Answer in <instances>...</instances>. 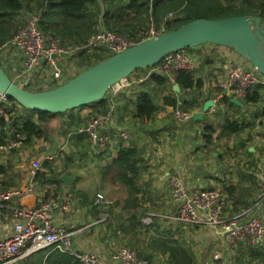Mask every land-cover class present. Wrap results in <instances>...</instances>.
<instances>
[{
	"label": "crops",
	"instance_id": "obj_1",
	"mask_svg": "<svg viewBox=\"0 0 264 264\" xmlns=\"http://www.w3.org/2000/svg\"><path fill=\"white\" fill-rule=\"evenodd\" d=\"M261 24L264 28V17ZM190 53L195 57L192 75L202 82L198 91L188 93L200 104L199 108L190 111L192 115L202 111L205 101L213 100L222 92L217 85L226 80L230 67L236 65L254 70L247 61L226 47L206 44L193 48ZM1 56L0 64H4L3 60L6 59L7 67L4 66L7 71H12V68H18L21 64V56L18 53L5 52ZM139 74L143 75L144 72ZM134 80L132 75L130 86L124 87L113 99L116 105L112 121L106 130L109 138L107 148L95 147L97 145L90 143L86 137L74 134L75 130L85 126L88 120L99 113L97 108L87 106L54 117L49 121L43 137L33 140L27 146L24 145L8 157L9 164L2 167L4 171L0 172V183L6 190L26 187L32 158H41L44 161L46 155L53 154L54 158L49 163L55 173L50 175L46 172L43 177L36 178L34 191H22L20 195H10L8 199L0 202V239L11 234L14 222L12 210L16 206L31 208L38 195L52 189L56 200H60L67 193L70 194L69 212H53L51 220L54 225L61 226L72 234L73 250L94 252L105 264H115L110 259V253L124 246L126 238H122L118 230H108L105 225L107 220L95 219L92 199L97 193H102L116 203L107 208L113 215L127 216L126 212L120 213L118 203L127 196L125 189L117 183L103 181L101 177L102 168L111 162L121 147L136 146L143 150V169L137 176V184L141 189L136 195L137 208L132 211L137 216L150 213L154 217L156 215L165 218L175 212L176 205L170 197L168 183L169 178L175 174L183 177L188 189L221 191L225 201L222 215L226 219L239 214L256 198L260 186L264 185V97L261 95L260 86L258 87L261 99L258 103L248 102L243 98L237 99L242 106L233 103L234 107L222 103L214 104L202 113V118L193 120L191 117L187 122L179 123L171 116L174 108L164 105L163 99L173 98L180 104L182 99L187 97L186 92L193 91H180L174 79L162 86L154 84L152 80L134 84ZM52 83L53 86L56 85L55 81ZM175 85L177 89H174ZM255 87L248 94L255 90ZM140 91L151 93L157 107L156 112L147 120L133 117L135 100ZM229 99L231 102L232 98ZM225 118L235 119L247 126L231 138L217 139L218 127ZM205 125H211L216 132L212 135V142L205 143L204 148L200 149L199 138L201 136L205 139L202 132ZM118 130L129 133V137L120 139L117 136ZM236 140L235 149L232 145ZM249 148H252V151H249ZM210 152L213 153L212 156H208ZM62 174L71 178V185L62 181L54 182L55 177ZM224 188L229 189L224 191ZM100 209L103 210L100 217L109 215L107 209ZM179 227L181 229L169 228L171 238L176 239L182 246L183 242L191 245L193 230L196 237L202 238V245L196 252L199 264H223L231 261L226 255L229 248L224 238L216 234L210 226ZM184 246L188 247L185 244ZM251 248L257 253H264V246L259 249ZM247 250L242 242H238L232 256L248 261ZM208 253L209 258L206 259ZM213 253L225 259L220 256L219 260L212 259V262L209 259ZM251 264H255V261Z\"/></svg>",
	"mask_w": 264,
	"mask_h": 264
},
{
	"label": "built area",
	"instance_id": "obj_2",
	"mask_svg": "<svg viewBox=\"0 0 264 264\" xmlns=\"http://www.w3.org/2000/svg\"><path fill=\"white\" fill-rule=\"evenodd\" d=\"M166 15L160 25L150 21L147 28L132 38L108 30H99L91 34L83 46L77 47H65L60 44L59 40L44 35L38 26L39 17L30 16L22 27L0 45V50H3L4 53L15 52L21 56L22 65L12 68V71H7L13 82L27 90L32 86L46 88L53 86L52 81L57 84L68 81L80 70V68L76 70L71 65L64 63V60L69 56L76 55L81 50L110 56L120 53L129 47L162 34L166 29V21L174 18L172 12ZM194 58L190 51L183 49L168 55L156 66L144 69L146 72L143 75L135 74L136 71L133 72L126 81L109 89L107 92V97L109 96L107 98L108 109L104 113L94 115L85 126L78 128L76 133H86L93 145L105 149L109 144L106 130L112 121L116 105L113 99L121 93L124 87L130 86L132 75L135 77L134 84H143L152 74L166 77L170 81L178 71H192L195 66ZM254 86L261 87V95L264 97V77L259 75L255 69L248 70L234 65L230 67L226 80L217 85L222 92L212 100L213 106L219 104L223 96L236 99L246 98ZM19 107L5 94L0 93V138L3 137V142L0 143L1 167L8 165V157L24 146V135L10 125ZM171 116L177 122L184 123L192 117V114L188 110L174 108L171 111ZM117 135L121 139L129 137V133L127 134L125 131L118 130ZM53 158V154H48L43 160L50 162ZM42 164L41 158L30 160L29 179L23 189L6 190L0 183V202L8 199L10 195H20L22 191H34L35 179L37 174L42 171ZM168 183L170 197L175 203L176 209L172 215L166 216L164 219L182 228L210 226L216 234L224 238L231 252L228 255L231 261L223 262V264H233L232 251L238 242L255 249L264 246V185L260 186L256 198L239 214L226 219L222 215L225 201L221 191L188 189L183 177L176 174L169 178ZM70 200L69 193L60 200H56L53 190L48 189L35 198L33 207L16 206L12 210L14 222L11 234L7 238L0 239V264H18L30 254L50 247L72 254L82 264H105L94 252L73 250L70 241L72 234L65 228L53 224L52 213H68ZM95 201L99 207L103 208L112 204L102 193L95 195ZM152 215L148 214L153 217L154 215ZM145 221L146 224L151 222L149 219ZM110 259L115 264H149L135 251L124 246L118 247L110 253ZM212 259L217 261L220 259V255L213 254ZM252 261L261 264L257 260Z\"/></svg>",
	"mask_w": 264,
	"mask_h": 264
},
{
	"label": "trees",
	"instance_id": "obj_3",
	"mask_svg": "<svg viewBox=\"0 0 264 264\" xmlns=\"http://www.w3.org/2000/svg\"><path fill=\"white\" fill-rule=\"evenodd\" d=\"M262 1L264 2V0H0V45L22 27L25 24V20L30 16L39 17L38 26L44 35L59 40L60 44L65 47H77L83 46L89 36L99 30H113L112 32L132 38L147 28L150 21L158 25L160 20L162 21L164 16L170 12H175L173 13L174 18L171 19L172 21H166L164 32L175 30L179 26L195 19H221L233 16L255 15L263 20L264 3ZM94 8L97 10L95 16H97L98 20H93L94 14L92 12ZM130 17H134L133 22L128 21ZM98 21L102 29H96ZM122 29L126 30L125 33H120ZM186 50L191 51L192 49ZM109 56L107 54H92L85 50L79 51L76 57L79 58V68L81 70L76 75ZM135 71L137 72L135 74L146 72V70ZM173 79L180 91L193 92H186L187 97L182 99L180 104L173 98L165 97L163 99L164 105L188 111L199 108L200 104L193 98V95L190 96L188 93H194L195 90L198 91L202 86L201 80L195 79L192 71H178L174 74ZM147 80H152L158 86H162L169 81L168 78L155 74L150 75ZM52 87L55 86H50L47 89ZM138 93L133 117L147 120L156 112L157 107L154 104L151 93L145 91ZM107 98L106 94L102 100L86 106L95 107L99 113H104L109 107ZM260 99V88L258 86L246 97V101L252 103H258ZM11 101L14 102L13 100ZM220 103L234 107L226 96H223ZM62 114L40 113L19 107L17 115L10 125L24 135L23 144L27 146L33 140L43 137L46 134L49 121ZM246 126V124L235 119L225 118L218 127L216 138L231 137L243 131ZM202 132L206 143L210 144L216 129L211 125H205ZM75 134L86 137L91 143L86 133ZM2 142L3 137L0 138V143ZM107 146L108 144L106 148ZM143 163L142 149L136 146L121 147L111 162L104 166L101 171L103 181L117 183L125 189L127 196L121 201L119 200L118 203L120 205V213L126 212V217L121 214L113 215L111 210L107 209L116 205L115 202L109 207L103 208L109 211V215L100 217V213L103 210L96 204L95 197L92 199L95 219L107 220L105 223L106 228L108 230H118L121 237H125L129 243H132L134 239L136 240L142 228L148 226L144 222V217L149 213L144 214L142 219V214L137 216L132 212L137 208L136 195L141 189L137 184V176L143 169ZM2 171L4 170L0 167V172ZM46 172L53 175L55 170L52 169L48 161H43L42 171L37 174L36 178L43 177ZM58 176L55 177V183L60 182ZM50 181L52 182L51 179ZM228 189L224 188V191ZM159 217L153 216L154 221L163 225L169 234L171 232L169 227L181 229L179 226L169 223L167 219H160ZM171 237L172 235L168 237L169 239L164 236H153L149 244H147V248L144 251H139V257L147 260L149 264H158L159 260L160 264H197L196 255L191 250V247L185 242H183L182 246L181 243ZM184 244L188 247L184 246ZM247 249L246 253L249 260L245 261L244 258L241 260L239 257H234V264H250L252 260H257L264 264V253H257L249 247ZM260 254L262 255L260 256ZM18 264L82 263L72 254L50 247L30 254Z\"/></svg>",
	"mask_w": 264,
	"mask_h": 264
},
{
	"label": "water",
	"instance_id": "obj_4",
	"mask_svg": "<svg viewBox=\"0 0 264 264\" xmlns=\"http://www.w3.org/2000/svg\"><path fill=\"white\" fill-rule=\"evenodd\" d=\"M205 44L231 49L264 77V28L261 18L243 15L192 20L109 56L68 81L42 91L20 87L0 67V93L25 110L61 114L102 100L109 89L126 81L135 70L149 69L176 51ZM174 89H177L176 85ZM231 103L242 106L236 98H232ZM212 106V100L205 101L202 111L193 114L192 119L202 118V113ZM59 180L68 185L72 183L66 174L60 175Z\"/></svg>",
	"mask_w": 264,
	"mask_h": 264
},
{
	"label": "rangeland",
	"instance_id": "obj_5",
	"mask_svg": "<svg viewBox=\"0 0 264 264\" xmlns=\"http://www.w3.org/2000/svg\"><path fill=\"white\" fill-rule=\"evenodd\" d=\"M262 3H264L263 1H262ZM93 14H94V16H93V20H98L97 19V16H95V14H97V10L94 8V11L92 12ZM172 13H175V12H172ZM165 16H167V15H165ZM165 16H164V18H165ZM99 17V16H98ZM164 18H163V20H164ZM162 20V21H163ZM128 21H130V22H133L134 21V17H130V18H128ZM162 21L160 20V22L158 23V25H160V23H162ZM169 21H172V20H169ZM25 23V22H24ZM153 23V22H152ZM24 25V24H23ZM104 27H106V26H104ZM135 27H138V26H135ZM96 29H102L101 28V26L99 25V21H98V23H97V25H96ZM111 31H113V30H111ZM125 29H122L121 30V32L120 33H125ZM218 46V45H217ZM2 54H4V51L3 50H0V59H1V55ZM4 62V64H0V67L8 74V72H7V69L5 68V66L7 67V65H6V59H4L3 60ZM64 63L65 64H69V65H71L72 67H74L76 70L79 68V60H78V58L77 57H75V55H73V56H69V58L68 59H65L64 60ZM5 65V66H4ZM20 65H22V60H21V64ZM19 65V66H20ZM81 70V69H80ZM133 74V73H132ZM9 76V75H8ZM55 86H57V85H59V84H57V82H55ZM37 85V84H36ZM41 89V90H40ZM28 90H30V91H42V90H46V89H44V87H37V86H32L31 88H29ZM18 110H19V108H18ZM19 112V111H18ZM19 114V113H18ZM16 115H17V111H16ZM75 134V133H74ZM213 138V137H212ZM229 138H231V137H229ZM200 140H199V145L201 146V147H199L200 149H202V148H204V145H205V143H206V141H205V139H203V138H201V136H200V138H199ZM227 142H229V139L227 140ZM237 140L236 141H233V147L236 149L237 147H236V145H237ZM98 146V145H97ZM39 148V147H38ZM263 152H264V148H263ZM212 152H210L209 154H208V156H212ZM262 155V152L260 153V156ZM125 193V192H124ZM107 199H109L112 203H113V200L111 199V198H108L107 196H105ZM100 208H101V206H100ZM103 208V207H102ZM146 216V215H145ZM142 217H144V215L142 216ZM146 219H149L151 222H149L147 225L148 226H145L144 228H142L141 229V233H140V235L138 236V237H136V240L134 239L133 240V242L132 243H129L127 240L125 241V244H124V247H126V248H129V249H131V250H133V251H135L136 252V254L138 255V256H140L138 253H139V251H144L146 248H147V244H149V241L151 240V238L153 237V236H155V237H161V236H164V237H166V238H168L169 236H171V234H169L168 232H167V230L165 229V227L163 226V225H161V224H159L157 221H154V219H153V217H151V216H146V217H144V222H145V224L147 223L145 220ZM167 225V224H166ZM192 234L194 235V237L192 238V242H191V245H190V247H191V250L192 251H194L195 252V255H196V258H197V264H199V259H198V256H197V250L199 249L198 247L200 246V245H202L201 244V240H202V238L201 237H196L197 235L195 234V230H193L192 231ZM169 239V238H168ZM71 241V240H70ZM209 253H210V251H209ZM209 253H208V256L206 257V259H208L209 258ZM214 254V253H213ZM213 254L211 255V258L209 259V260H211L212 262H213V260H212V256H213ZM231 254V252L230 251H228V253L226 254V255H230ZM221 256V255H220ZM222 257V256H221ZM157 259H159L158 257H157ZM222 259H225L224 257H222ZM214 264H216L215 262H213ZM158 264H160V260H159V263ZM233 264H234V261H233ZM256 264V263H255Z\"/></svg>",
	"mask_w": 264,
	"mask_h": 264
}]
</instances>
